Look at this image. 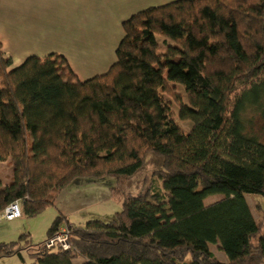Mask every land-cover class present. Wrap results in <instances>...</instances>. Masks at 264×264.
<instances>
[{"label": "trees", "instance_id": "trees-1", "mask_svg": "<svg viewBox=\"0 0 264 264\" xmlns=\"http://www.w3.org/2000/svg\"><path fill=\"white\" fill-rule=\"evenodd\" d=\"M122 25L115 62L87 79L60 53L13 67L0 42L2 217L16 202L35 217L71 186L104 181L121 203L109 222L60 213L43 244L24 234L0 257L264 264L247 198L264 201V0H174ZM65 229L71 249L48 248Z\"/></svg>", "mask_w": 264, "mask_h": 264}, {"label": "crops", "instance_id": "crops-1", "mask_svg": "<svg viewBox=\"0 0 264 264\" xmlns=\"http://www.w3.org/2000/svg\"><path fill=\"white\" fill-rule=\"evenodd\" d=\"M174 0H0V42L13 67L31 55H64L80 79L114 63L122 24ZM112 57V58H111Z\"/></svg>", "mask_w": 264, "mask_h": 264}, {"label": "rangeland", "instance_id": "rangeland-1", "mask_svg": "<svg viewBox=\"0 0 264 264\" xmlns=\"http://www.w3.org/2000/svg\"><path fill=\"white\" fill-rule=\"evenodd\" d=\"M123 29V25H122ZM57 53V52H52ZM116 53L112 52V57ZM111 57V58H112ZM115 62V61H114ZM70 64V63H69ZM71 65V64H70ZM100 73L104 75L110 69ZM155 98L161 107H166V98L156 94ZM173 116V111L169 112ZM3 177H8L11 165L5 164L2 167ZM0 168V169H1ZM9 171V172H8ZM111 190L107 182H97L85 184L83 187L71 186L62 192L55 204L47 207L35 217L22 215L15 220H6L0 214V243L16 242L25 234L29 235V241L33 245L43 244L47 240L48 230L54 219L60 213L67 216V220L74 224H85L89 220L99 219L109 222L116 217L117 212L121 211V203L111 196ZM254 212L255 218L261 223L264 230V201L259 197L247 195ZM223 199L222 195L208 197L206 205H211ZM216 252L215 248H212ZM218 253V252H217ZM0 264H38L31 256L30 252L22 251L20 256H2Z\"/></svg>", "mask_w": 264, "mask_h": 264}, {"label": "built area", "instance_id": "built-area-1", "mask_svg": "<svg viewBox=\"0 0 264 264\" xmlns=\"http://www.w3.org/2000/svg\"><path fill=\"white\" fill-rule=\"evenodd\" d=\"M3 216L7 220H13L16 218H19L21 216V210L19 204L13 203L8 208L5 209ZM61 247L64 250L71 249V245L69 243V233L65 229L64 231H61L57 235L53 236L48 242L47 247Z\"/></svg>", "mask_w": 264, "mask_h": 264}]
</instances>
